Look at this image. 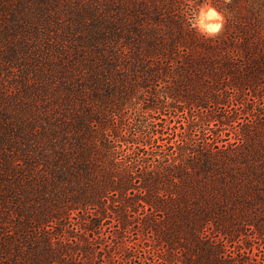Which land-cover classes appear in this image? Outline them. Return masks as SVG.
<instances>
[{
  "label": "trees",
  "instance_id": "16d2710c",
  "mask_svg": "<svg viewBox=\"0 0 264 264\" xmlns=\"http://www.w3.org/2000/svg\"><path fill=\"white\" fill-rule=\"evenodd\" d=\"M204 2L0 0V264H264V0Z\"/></svg>",
  "mask_w": 264,
  "mask_h": 264
},
{
  "label": "clouds",
  "instance_id": "9594fccd",
  "mask_svg": "<svg viewBox=\"0 0 264 264\" xmlns=\"http://www.w3.org/2000/svg\"><path fill=\"white\" fill-rule=\"evenodd\" d=\"M189 28L205 39L216 38L225 25L224 13L211 0H205L198 9L190 10L187 16Z\"/></svg>",
  "mask_w": 264,
  "mask_h": 264
},
{
  "label": "rangeland",
  "instance_id": "374dc122",
  "mask_svg": "<svg viewBox=\"0 0 264 264\" xmlns=\"http://www.w3.org/2000/svg\"><path fill=\"white\" fill-rule=\"evenodd\" d=\"M223 13H224V12H223ZM224 15H225V13H224ZM225 18H226V17H225ZM225 21H226V19H225ZM50 39H53V38H50ZM50 45H51L52 48H53V44H50ZM18 74L21 75V74L19 73L18 70L14 69V70H12V71L10 72V75L8 74V71H4V72L2 73V77H3V78L5 77L6 80H9V81H7V82H10L11 87L13 86V88H15L14 84L19 82L18 80H16ZM13 88H12V89H13ZM88 96H89V97L87 98L88 101L93 100V92H91V94L88 95ZM262 246H263V247L261 248L260 252H258V250L256 249V250H254V255H253V254H250V256H251L252 258H254V259H256V258H260V257L262 258L261 255L264 254V252H262V251L264 250V244H263ZM238 249H239V248H238L235 244H233V243H228V246H227V250H226V251H227L228 254H235V253L237 252ZM252 253H253V252H252ZM256 255H257V257H256Z\"/></svg>",
  "mask_w": 264,
  "mask_h": 264
}]
</instances>
